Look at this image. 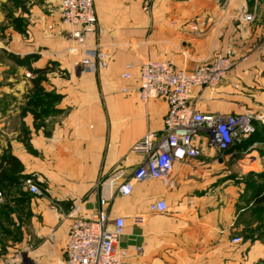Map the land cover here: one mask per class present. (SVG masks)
<instances>
[{
	"label": "crops",
	"instance_id": "obj_1",
	"mask_svg": "<svg viewBox=\"0 0 264 264\" xmlns=\"http://www.w3.org/2000/svg\"><path fill=\"white\" fill-rule=\"evenodd\" d=\"M94 1L102 32L87 44L98 41L110 60L90 73L69 51L58 0H0V171L14 156L42 189L0 187V264H64L73 221L100 208L99 182L120 169L131 177L147 158L138 147L146 134L165 135L167 102L139 95L146 61L191 70L233 48L221 84L194 89L191 103L223 116H264V0ZM197 144L201 155L175 162L165 179L137 181L107 206L125 220L116 246L124 264L264 259L256 230L264 211L245 180L264 169V141L244 139L224 152L203 137ZM157 199L166 212L150 210Z\"/></svg>",
	"mask_w": 264,
	"mask_h": 264
},
{
	"label": "built area",
	"instance_id": "obj_2",
	"mask_svg": "<svg viewBox=\"0 0 264 264\" xmlns=\"http://www.w3.org/2000/svg\"><path fill=\"white\" fill-rule=\"evenodd\" d=\"M62 21L68 26V38L72 41L69 51L80 54L82 70L96 73L105 67L109 54L99 42L87 44L90 34L98 36V17L94 0H59ZM252 17L247 16L250 20ZM235 51L228 48L216 54L208 63L195 66L191 70L179 69L173 62L160 59L148 60L140 69L139 95L148 102L162 98L168 104L164 120L165 135L157 138L149 132L140 142L139 148L147 153L146 160L131 177L124 170H117L99 182L100 208L90 217H77L67 237L64 264H124L125 251L117 250V243L124 233L125 220L122 216L112 218L107 206L119 192L130 194L137 181L144 179H165L177 161L195 158L202 150L197 139L205 138L208 146L224 152L237 138L248 136L253 130L251 112L220 115L196 109L191 103L194 89L217 88L234 63ZM130 77L129 73L124 74ZM24 185L35 194H42L33 177L25 179ZM2 193L0 192V201ZM168 204L157 199L150 204L153 212H166ZM234 237L233 242H240ZM137 250L140 252L141 247Z\"/></svg>",
	"mask_w": 264,
	"mask_h": 264
},
{
	"label": "trees",
	"instance_id": "obj_3",
	"mask_svg": "<svg viewBox=\"0 0 264 264\" xmlns=\"http://www.w3.org/2000/svg\"><path fill=\"white\" fill-rule=\"evenodd\" d=\"M244 137H247V136H244ZM252 139L254 140L255 138H252ZM256 139L260 141H264V134H261L260 137ZM6 161L8 165L7 167L4 168L1 164V171H0V187L1 188L13 186L21 178L26 179L28 177H31L30 175H27V174H25L24 176L22 175L21 173L22 165L17 160V158H15L14 156H9L8 158H6ZM247 176L253 177V183L247 182L248 186L251 189L250 200H252L253 203L256 205L255 206L256 211H259V210L264 211V169L260 172H251L248 175H246L245 178Z\"/></svg>",
	"mask_w": 264,
	"mask_h": 264
},
{
	"label": "rangeland",
	"instance_id": "obj_4",
	"mask_svg": "<svg viewBox=\"0 0 264 264\" xmlns=\"http://www.w3.org/2000/svg\"><path fill=\"white\" fill-rule=\"evenodd\" d=\"M58 2H60L58 0ZM61 7V6H60ZM61 13V11H60ZM60 17H61V14H60ZM61 21H62V18H61ZM63 22V21H62ZM64 23V22H63ZM28 63L31 64L32 63V60H28ZM31 74H34L33 70L31 69ZM58 73L59 74H62V71L59 69L58 70ZM254 116L256 117L255 119H253V126H254V130L250 133V135H248L247 137H240V138H237L235 141H234V144L236 143H239V142H242L244 141V139H247V140H253L252 138H258L260 137L261 134H264V116H261V115H255ZM258 133V134H257ZM256 134V135H255ZM260 134V135H259ZM245 180L247 182H250V183H253V177H246ZM25 178H21L17 183H15V186H19L21 188H26L28 189L25 185ZM42 190V189H41ZM256 230L258 231V235H261L264 239V227H257ZM260 232V233H259ZM259 264H264V259H261L259 261Z\"/></svg>",
	"mask_w": 264,
	"mask_h": 264
}]
</instances>
